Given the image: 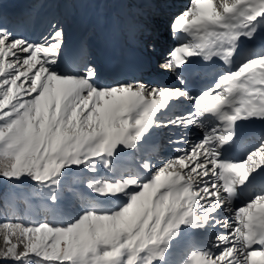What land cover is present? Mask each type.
<instances>
[{
    "label": "snow or ice",
    "instance_id": "6c2138e0",
    "mask_svg": "<svg viewBox=\"0 0 264 264\" xmlns=\"http://www.w3.org/2000/svg\"><path fill=\"white\" fill-rule=\"evenodd\" d=\"M32 23L0 25V197L39 189L46 214L0 212V262L264 264V0H190L171 85L102 82L91 37L66 51L61 19Z\"/></svg>",
    "mask_w": 264,
    "mask_h": 264
},
{
    "label": "rangeland",
    "instance_id": "374dc122",
    "mask_svg": "<svg viewBox=\"0 0 264 264\" xmlns=\"http://www.w3.org/2000/svg\"><path fill=\"white\" fill-rule=\"evenodd\" d=\"M63 1L43 0L41 1V3H39V6L37 7L41 9L40 12L37 13L36 11L37 8L34 5H28L27 3L28 0L25 4L18 6V8L16 9H15V5H16L17 0H0V25L6 26V27H12L18 20L22 18H30L33 21V23L24 32V35L28 36L30 40H38L40 37V33L43 31V23L47 21L48 19H52L54 17L57 18L56 16H60L59 14L62 15L61 10H66L68 11V13H66L65 15L62 16V18H59V19L62 20L65 26V44L67 45L66 43L67 35L71 32L74 25H78L75 23L83 22L87 25L88 21L91 19L89 18V20L84 22L81 1H83L85 9L91 12L92 15L96 14V15H99L100 17L103 16V18L106 16L105 14L108 11L112 3V0H98V2L94 4L86 2V0H81V1L75 0L77 7L74 11H72L65 6V3H63ZM124 1L127 4L126 5L127 9H129V11L132 13L126 16L124 15V17H121L122 18L121 21L118 20V22L116 23L111 22L109 29L113 33L121 31L125 35L126 43H133V45H137L141 49H143L142 46L132 42L130 39L131 34L137 28L143 27L147 29V31L151 34L152 42L154 44V49H155L154 51H150V52L146 51V54L150 56L151 55L150 53L155 54L157 53V51H160V55L164 54V57H165L168 51H165L164 53V49H161V46L158 43V41L160 42L159 40L160 31H161V26L163 25V23H162V20L158 16L157 17L159 19L150 18L151 16H150L149 8H151L153 12L165 11V13L168 15H171L172 13L179 14L182 11H184L187 7L190 6V0H141L140 1L142 2L141 9H139L138 6L136 5L131 6L130 5L131 0L130 1L124 0ZM71 14L73 15L71 16ZM35 15L37 16L36 20L34 17ZM163 22H167V25H168L169 21L163 20ZM168 29L169 28L167 26L165 31H168ZM86 37H88V35H86ZM80 42L81 41H79V43ZM122 44H123V41H122ZM173 44L168 46V50L173 46ZM92 55L96 59V55L93 53ZM161 59H158L157 61L158 64L156 66L152 68L149 67L147 73L140 74L138 75V77H141L144 80L149 81L150 77L157 75L156 72H158V74H160L162 77L165 76V78L173 77L171 74L161 73L158 67V65L162 62V61L160 62ZM149 60L150 59L148 58V62L150 63ZM102 82H107V81L102 80ZM179 107L186 109L188 107V102L185 101ZM158 136H159V141L158 143H156L155 151L156 153L159 154L158 158H163L164 156L169 154L167 151V133H159ZM189 139H195V137L190 135ZM36 192L38 193L39 189H36ZM36 200H38L39 203H42L41 197L38 194L36 196Z\"/></svg>",
    "mask_w": 264,
    "mask_h": 264
},
{
    "label": "trees",
    "instance_id": "16d2710c",
    "mask_svg": "<svg viewBox=\"0 0 264 264\" xmlns=\"http://www.w3.org/2000/svg\"><path fill=\"white\" fill-rule=\"evenodd\" d=\"M89 1L95 2L96 0ZM70 6H72V3ZM71 8L73 9L74 7ZM3 190L8 193V196L6 199L0 197V212H7L10 216L24 220H34L46 214L43 204L36 200V188H24L21 186L16 191H13L10 186L4 185Z\"/></svg>",
    "mask_w": 264,
    "mask_h": 264
},
{
    "label": "bare ground",
    "instance_id": "6f19581e",
    "mask_svg": "<svg viewBox=\"0 0 264 264\" xmlns=\"http://www.w3.org/2000/svg\"><path fill=\"white\" fill-rule=\"evenodd\" d=\"M116 1L117 0H112V3H111V5L113 6L114 4H116ZM82 18V17H81ZM163 28H164V30L167 28V22H164L163 23ZM262 38H264V33H261V34H258L257 35V38H256V43L257 42H261V40H262ZM158 41V40H157ZM159 42V41H158ZM70 46V42H69V45L67 46V48H66V51H69V49H68V47ZM155 57H156V59H157V61H158V59H161L160 60V62L161 61H163V58H164V54L163 55H160V51H157V53H155V54H153ZM157 61H156V63H157ZM158 64V63H157ZM156 64V65H157ZM157 73V75H155V76H152V77H150L149 78V81H154V82H158L159 84L161 83V85H167V84H169V83H172V81H169L168 80V78H165V76H161L160 74H158V72H156Z\"/></svg>",
    "mask_w": 264,
    "mask_h": 264
}]
</instances>
